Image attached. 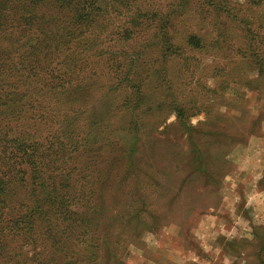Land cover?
I'll return each instance as SVG.
<instances>
[{
    "label": "rangeland",
    "instance_id": "obj_1",
    "mask_svg": "<svg viewBox=\"0 0 264 264\" xmlns=\"http://www.w3.org/2000/svg\"><path fill=\"white\" fill-rule=\"evenodd\" d=\"M252 16L264 59V11ZM221 29L234 38L224 37L223 53L203 54L199 66L190 61L182 68L184 79L174 77L178 71L169 65L171 80L161 90L153 78L146 81L136 109L124 104L126 91L112 92L107 54L86 67L72 55L80 94L69 118L48 97L31 96L38 101L25 108L18 126L48 135L74 130L80 139L84 130L78 129H85L91 143L96 133L108 138L101 152H94L96 144L92 154L81 147L76 159L80 170L100 164L109 175L105 189L93 196V264H116L108 259L113 253L119 264H225L223 251L245 264H264V74L233 52L241 44L238 33ZM174 101L185 108L182 120ZM40 116L46 121L27 120ZM134 116L137 128L130 123ZM206 226L211 230L202 231Z\"/></svg>",
    "mask_w": 264,
    "mask_h": 264
},
{
    "label": "trees",
    "instance_id": "obj_2",
    "mask_svg": "<svg viewBox=\"0 0 264 264\" xmlns=\"http://www.w3.org/2000/svg\"><path fill=\"white\" fill-rule=\"evenodd\" d=\"M256 11H264V0H0V264H93L98 258L90 229L93 196L109 175L100 164L80 170L76 159L81 147L92 154L96 144L94 152H101L108 138L96 133L91 143L85 129H78L84 130L80 139L74 130L48 135L18 126L25 108L38 101L35 94L69 118L80 94L73 54L85 67L107 54L112 92L126 91L124 104L136 109L146 81L153 78L159 90L168 84L169 65L184 79L187 63L199 66L203 54L223 53L224 37L234 38L222 26L239 35L233 52L264 74L263 47L252 29ZM38 85L48 91H37ZM174 104L184 119L185 108ZM117 258L108 256L119 264Z\"/></svg>",
    "mask_w": 264,
    "mask_h": 264
},
{
    "label": "crops",
    "instance_id": "obj_3",
    "mask_svg": "<svg viewBox=\"0 0 264 264\" xmlns=\"http://www.w3.org/2000/svg\"><path fill=\"white\" fill-rule=\"evenodd\" d=\"M218 224H219V222H217ZM218 224H212V225H218ZM212 225H210V226H212ZM221 225L222 226H224V224L223 223H221ZM211 230V229H209V227L208 226H206V227H204L203 229H202V231H204V230ZM216 250H218L219 252H220V250H221V248H218V249H216ZM222 255H223V257H222V260H223V262L225 263V262H227V263H225V264H245V261L244 260H242L241 259V257H239V256H233V255H229V254H226L225 253V251H223L222 252ZM241 259V260H240ZM218 262H219V260H218ZM220 264V263H219ZM221 264H223V263H221Z\"/></svg>",
    "mask_w": 264,
    "mask_h": 264
}]
</instances>
